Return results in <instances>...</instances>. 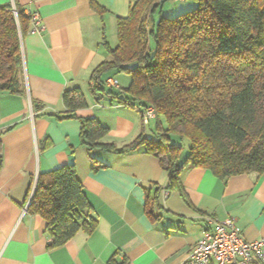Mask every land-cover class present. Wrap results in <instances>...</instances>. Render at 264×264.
I'll list each match as a JSON object with an SVG mask.
<instances>
[{
  "label": "crops",
  "instance_id": "0c3cea01",
  "mask_svg": "<svg viewBox=\"0 0 264 264\" xmlns=\"http://www.w3.org/2000/svg\"><path fill=\"white\" fill-rule=\"evenodd\" d=\"M97 1L106 9L102 16L90 0H0L41 17L22 40L26 94L0 92V264H180L205 230L231 217L246 240L264 238V174L223 179L188 166L181 174L184 196L168 190L167 171L145 147L123 153L83 145L82 118L108 127L102 141L118 148L142 134L153 137L156 128L155 116L145 123L141 109L108 97L98 101L90 90L92 71L110 58L104 36L117 45L118 18L137 0ZM107 77L121 88L131 83L128 74ZM74 87L83 90L88 106L77 118H62V95ZM33 101L43 108L35 111ZM67 164L76 166L98 226L50 249L47 221L28 205L39 174ZM148 196L154 217L146 213Z\"/></svg>",
  "mask_w": 264,
  "mask_h": 264
},
{
  "label": "trees",
  "instance_id": "16d2710c",
  "mask_svg": "<svg viewBox=\"0 0 264 264\" xmlns=\"http://www.w3.org/2000/svg\"><path fill=\"white\" fill-rule=\"evenodd\" d=\"M168 1L178 0L132 2L128 15L118 18L117 45L104 36L110 58L90 77L98 101L108 97L143 114L152 107L159 119L154 136L142 134L118 148L102 141L108 127L96 118H82L83 145L123 153L145 147L167 171L168 190L184 196L181 174L188 166L210 169L223 179L264 174V0H196V8L174 17L163 15ZM90 6L100 16L106 12L97 0ZM32 26L17 3L0 5V92L26 94L22 40ZM112 71L130 75L129 86L107 88L104 75ZM62 102V118H77V111L88 106L80 87L67 88ZM33 106L37 111L44 104L33 101ZM186 144L188 155L181 161ZM155 199L158 203V195ZM152 200L148 196L150 217ZM92 210L74 164L40 173L28 205L30 213L47 221L50 249L80 231L93 232L98 221Z\"/></svg>",
  "mask_w": 264,
  "mask_h": 264
},
{
  "label": "built area",
  "instance_id": "2783aa9c",
  "mask_svg": "<svg viewBox=\"0 0 264 264\" xmlns=\"http://www.w3.org/2000/svg\"><path fill=\"white\" fill-rule=\"evenodd\" d=\"M35 27L41 17L36 11H27ZM109 86H118L117 80L109 78ZM155 116L148 108L143 114L145 123ZM180 264H264V238L246 240L236 218L217 221L213 229L205 230L201 239L189 250Z\"/></svg>",
  "mask_w": 264,
  "mask_h": 264
},
{
  "label": "rangeland",
  "instance_id": "374dc122",
  "mask_svg": "<svg viewBox=\"0 0 264 264\" xmlns=\"http://www.w3.org/2000/svg\"><path fill=\"white\" fill-rule=\"evenodd\" d=\"M198 5L196 0H178V1H168L163 6V15L168 17H174L179 14L185 13L187 11H190L194 8H196ZM158 17V16H157ZM159 19V17L157 18ZM118 75V74H117ZM154 124H157L159 122V119H154ZM160 123L163 126H167V121L164 117H161ZM187 144L185 146V150L187 151Z\"/></svg>",
  "mask_w": 264,
  "mask_h": 264
}]
</instances>
